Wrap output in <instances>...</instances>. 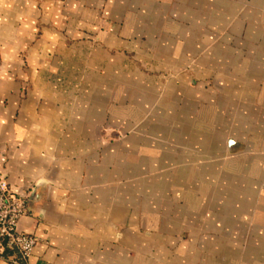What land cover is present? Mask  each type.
Wrapping results in <instances>:
<instances>
[{
    "label": "crops",
    "instance_id": "1",
    "mask_svg": "<svg viewBox=\"0 0 264 264\" xmlns=\"http://www.w3.org/2000/svg\"><path fill=\"white\" fill-rule=\"evenodd\" d=\"M0 177V264H264V0H0Z\"/></svg>",
    "mask_w": 264,
    "mask_h": 264
},
{
    "label": "built area",
    "instance_id": "2",
    "mask_svg": "<svg viewBox=\"0 0 264 264\" xmlns=\"http://www.w3.org/2000/svg\"><path fill=\"white\" fill-rule=\"evenodd\" d=\"M28 213L27 198L14 194L6 179L0 177V261L7 251L23 262L31 258L38 239L19 230L21 219Z\"/></svg>",
    "mask_w": 264,
    "mask_h": 264
},
{
    "label": "water",
    "instance_id": "3",
    "mask_svg": "<svg viewBox=\"0 0 264 264\" xmlns=\"http://www.w3.org/2000/svg\"><path fill=\"white\" fill-rule=\"evenodd\" d=\"M231 144H233V143H231Z\"/></svg>",
    "mask_w": 264,
    "mask_h": 264
}]
</instances>
